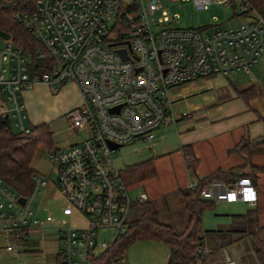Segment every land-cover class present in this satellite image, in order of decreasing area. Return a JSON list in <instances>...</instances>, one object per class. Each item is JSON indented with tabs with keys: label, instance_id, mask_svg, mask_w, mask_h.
Masks as SVG:
<instances>
[{
	"label": "built area",
	"instance_id": "2783aa9c",
	"mask_svg": "<svg viewBox=\"0 0 264 264\" xmlns=\"http://www.w3.org/2000/svg\"><path fill=\"white\" fill-rule=\"evenodd\" d=\"M191 1L199 10L213 3L232 4L242 14L253 10L249 0ZM121 13L129 29L119 23ZM17 18L47 49L52 63L46 72L33 74L29 55L6 40L0 47V115L11 116L19 131L29 132L21 101L24 92L39 83L53 92L68 84L79 88L81 104L66 116L87 136L53 150L50 159L57 166L62 216L73 218L78 213L86 224L66 225L64 220L57 228V260L93 264L127 232L134 203L114 161L118 149L111 143H153L161 127L176 122L171 99L175 88L212 75L249 74L264 54V16L257 12L234 27L180 28L169 26L176 19L162 0H36L32 11ZM120 49H127L129 60L117 52ZM33 178L34 194L48 186L43 176ZM201 195L214 202L251 205L258 198L249 178L215 179L203 186ZM21 196L0 178V261L3 248L21 257L28 234L55 222L48 207L46 216L40 217L32 209V197L24 196L22 204ZM146 200V194H138L137 201ZM107 229L113 230L111 240L100 238ZM200 237L192 264H208L213 254L206 235ZM225 262L238 264L228 254Z\"/></svg>",
	"mask_w": 264,
	"mask_h": 264
},
{
	"label": "crops",
	"instance_id": "0c3cea01",
	"mask_svg": "<svg viewBox=\"0 0 264 264\" xmlns=\"http://www.w3.org/2000/svg\"><path fill=\"white\" fill-rule=\"evenodd\" d=\"M235 73H232V77H229L231 74H218L200 78L172 91L176 100L184 102V106L176 112L175 100H172L176 122L158 130L157 138L150 147V152H147L146 161L134 163L125 169L119 168L134 200L131 214L137 213L139 216L134 205L139 202L138 194L144 193L147 195L146 201L151 202L158 211L159 220L182 233L189 223L182 191H192V185L195 189L201 183L206 182L205 185H208L215 180L207 181L208 177L217 171L227 173L235 170L237 178H246L240 175L249 172L250 165L245 156L235 148L239 144L251 143L264 137V54L249 74ZM251 85L256 86L257 95L248 101L241 92ZM65 91L67 96L70 92L73 94L65 102L64 110L67 114L82 101L80 90L75 84L65 85L58 92H53L47 84L39 83L34 89L24 92L21 101L27 115L26 125H32V98L43 93L58 96ZM60 112L62 114L64 111H57ZM155 146L158 148L156 151ZM257 146H252L251 155V164L260 168L253 183L258 194L257 203L251 205L242 201L256 211V228L264 225V146L261 150ZM133 219L135 218L130 216V221ZM57 228L58 226L44 229L51 231L53 235L47 238L44 245L53 242L58 244ZM250 233L246 232V235L249 236ZM36 239V234L31 231L25 240L21 257L14 256L3 248L1 258L4 253H9L11 258L23 259L29 252H39ZM211 248L213 254L208 259V264H226L225 260H216V251ZM57 253L58 248L54 252L55 264H58ZM170 254V247L163 241L139 240L129 247L118 264H168ZM234 256L239 264H258L254 251L249 248L247 253L237 249Z\"/></svg>",
	"mask_w": 264,
	"mask_h": 264
},
{
	"label": "rangeland",
	"instance_id": "374dc122",
	"mask_svg": "<svg viewBox=\"0 0 264 264\" xmlns=\"http://www.w3.org/2000/svg\"><path fill=\"white\" fill-rule=\"evenodd\" d=\"M162 2L169 16L176 19L169 24L170 27L196 29L216 24H221L224 27H234L249 21L258 12L253 9L247 14H242L239 8H235L232 4L213 3L207 10H199L191 0L178 2L162 0ZM6 43L7 41L0 37V47ZM237 74L245 73L238 72ZM233 75L231 74L229 77ZM66 93L67 91L58 96H55L53 93L49 95L43 93L32 98V125L45 122L52 131V145H40L35 152L32 161V169L34 171L32 174V192L27 195V197H32L31 206L38 216L45 217L47 213L44 211V207H48L55 217V222L45 224L46 228L62 226L64 225V220L66 225H70L71 222L74 226L86 224V220L78 213H75L73 218L62 216L61 209L64 200L56 188L57 166L50 159V154L53 150L68 147L73 143L83 140L87 136L85 130L74 128L65 114V102L69 96L73 95L70 92V95L67 96ZM171 99L173 101L175 100L174 111L177 112L179 108L184 106V102L176 100L173 94H171ZM59 110L64 112L62 114L61 112L57 113ZM13 128L15 131H19L15 119H13ZM153 143L137 141L133 144L118 148L117 153L114 154V161L117 167L125 169L134 163L146 161L148 159L147 152L153 146ZM257 148L261 150L262 145H258ZM154 150L156 151L158 148L155 146ZM34 174L41 175L48 180V186L36 194H34L36 187L33 178ZM234 213H245L246 215L233 216L232 214ZM255 213L256 211L253 207L242 201H218L214 207L207 208L204 211L202 220L203 229L206 231V238L209 245L216 251L215 258L218 262L226 259V253L237 259L234 256L237 249L246 253L248 248L254 251L251 237L247 236L246 232H253L256 228ZM130 214L128 219H130V216L134 218L138 217L137 213L135 215ZM50 232L38 231L32 233L37 236L35 242L38 248H40L39 252H29L23 259L17 257L11 258L9 253H4L1 258V264H55L54 252L57 250L58 244L53 242L44 245V242H47V238L53 236ZM112 235L113 230L107 229L101 232L100 238L111 240Z\"/></svg>",
	"mask_w": 264,
	"mask_h": 264
},
{
	"label": "trees",
	"instance_id": "16d2710c",
	"mask_svg": "<svg viewBox=\"0 0 264 264\" xmlns=\"http://www.w3.org/2000/svg\"><path fill=\"white\" fill-rule=\"evenodd\" d=\"M35 1L0 0V31L9 34L12 43L29 55L31 72L40 74L48 70L52 63L51 56L17 18L23 12L32 11ZM249 2L253 9L264 16V0H249ZM119 23L123 29L130 27L124 13H121ZM41 54H44V57ZM241 94L249 101L257 95L256 86L251 85ZM28 127L29 132H17L13 128V118L0 115V178L23 196L32 192V174L34 173L32 161L37 148L40 145H52V131L47 123ZM235 150L241 152L250 165V171L240 176H245L254 183L260 168L251 164V143L239 144ZM191 163L193 164V162ZM237 177L235 170L227 173L217 171L208 177L207 181L213 179L232 180ZM205 184L206 182L199 184L192 191H182L183 201L189 213V223L184 232L178 233L172 226L162 223L159 220L158 211L151 202H137L134 207L139 211V216L130 221L127 232L117 239L93 264H110L112 260L123 257L130 245L145 239L163 241L170 247L171 254L168 264H192L196 244L201 240V234L206 235L202 224L204 211L216 205V202L202 197L201 190ZM249 236L256 261L258 264H264V225L257 227Z\"/></svg>",
	"mask_w": 264,
	"mask_h": 264
},
{
	"label": "water",
	"instance_id": "95a60500",
	"mask_svg": "<svg viewBox=\"0 0 264 264\" xmlns=\"http://www.w3.org/2000/svg\"><path fill=\"white\" fill-rule=\"evenodd\" d=\"M0 37L3 38L4 40H10L11 39L10 35L5 33V32H3V31H0ZM117 52L120 53L123 56L124 60H129L130 59L129 56H128L127 49H120V50H117ZM263 143H264V137L251 142V145L252 146H257V145H260V144H263ZM120 147H122V146L111 143V148H113V149H118ZM19 201L22 204H25L26 203V197L21 196L19 198Z\"/></svg>",
	"mask_w": 264,
	"mask_h": 264
}]
</instances>
